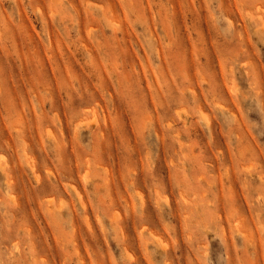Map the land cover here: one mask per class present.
<instances>
[{"label": "rangeland", "instance_id": "rangeland-1", "mask_svg": "<svg viewBox=\"0 0 264 264\" xmlns=\"http://www.w3.org/2000/svg\"><path fill=\"white\" fill-rule=\"evenodd\" d=\"M0 264H264V0H0Z\"/></svg>", "mask_w": 264, "mask_h": 264}, {"label": "bare ground", "instance_id": "bare-ground-1", "mask_svg": "<svg viewBox=\"0 0 264 264\" xmlns=\"http://www.w3.org/2000/svg\"><path fill=\"white\" fill-rule=\"evenodd\" d=\"M208 121V120H207ZM7 141H9V140H7ZM8 143V142H7ZM32 165V164H31ZM33 171V170H32ZM36 174V173H35ZM37 175V174H36ZM33 176H35V175H33ZM35 179H38L37 177L35 178ZM231 180V179H230ZM37 181V180H36ZM79 195V194H78ZM80 196V195H79ZM79 198V197H78ZM80 199V198H79ZM243 199V198H242ZM220 200H221V198H220ZM244 202V201H243ZM82 203H84V202H82ZM236 205V204H235ZM83 207V206H82ZM85 207V206H84ZM29 234V233H28ZM33 247V246H32Z\"/></svg>", "mask_w": 264, "mask_h": 264}]
</instances>
